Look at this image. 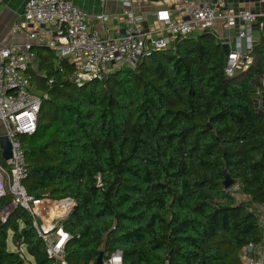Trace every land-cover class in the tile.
Returning a JSON list of instances; mask_svg holds the SVG:
<instances>
[{
	"label": "trees",
	"instance_id": "16d2710c",
	"mask_svg": "<svg viewBox=\"0 0 264 264\" xmlns=\"http://www.w3.org/2000/svg\"><path fill=\"white\" fill-rule=\"evenodd\" d=\"M36 51L31 83L49 98L36 133L21 139L23 185L37 200L75 201L59 222L72 235L66 260L95 264L120 250L125 264H242V248L261 242L264 29L254 63L232 77L209 32L82 86L69 60ZM226 174L243 200L225 190ZM10 202L0 199V264H54L29 212L2 220Z\"/></svg>",
	"mask_w": 264,
	"mask_h": 264
},
{
	"label": "built area",
	"instance_id": "2783aa9c",
	"mask_svg": "<svg viewBox=\"0 0 264 264\" xmlns=\"http://www.w3.org/2000/svg\"><path fill=\"white\" fill-rule=\"evenodd\" d=\"M118 1L124 8V28L116 36H103L90 27L88 13L72 0H26L21 19L12 27L13 35H24L26 41L0 46V139L7 138L11 145V158L4 160L0 143V199L11 197L2 220L18 207L29 212L54 264H70L65 250L72 235L59 222L67 218L75 201L37 200L23 185L29 168L21 139L36 133L43 101L49 98L31 83L36 47H47L58 58L69 60L74 66L72 80L82 86L113 70L136 69L141 59L169 49L179 37L209 32L222 47H229L225 73L232 77L251 66L256 31L264 29V0H177L170 8L150 14L138 11L134 0ZM257 94L263 108L264 78ZM52 204L62 205L54 211L55 217ZM259 209L261 242L242 248V264H264V207ZM103 264H125L123 252L107 255Z\"/></svg>",
	"mask_w": 264,
	"mask_h": 264
},
{
	"label": "crops",
	"instance_id": "0c3cea01",
	"mask_svg": "<svg viewBox=\"0 0 264 264\" xmlns=\"http://www.w3.org/2000/svg\"><path fill=\"white\" fill-rule=\"evenodd\" d=\"M26 0H0V46H9L26 41L24 35H13L12 27L21 19ZM89 15V25L103 36H116L124 28V8L118 0H72ZM177 0H134L136 9L143 13H153L161 8H170ZM105 15L103 21L99 16ZM22 247V246H21ZM20 247V249H21ZM29 261L33 259L27 257Z\"/></svg>",
	"mask_w": 264,
	"mask_h": 264
},
{
	"label": "water",
	"instance_id": "95a60500",
	"mask_svg": "<svg viewBox=\"0 0 264 264\" xmlns=\"http://www.w3.org/2000/svg\"><path fill=\"white\" fill-rule=\"evenodd\" d=\"M223 51H224L225 55H229L230 54V49L226 45L223 46ZM0 143H1V146L3 147V149H4L3 159L4 160L10 159L11 158V145H10L8 139L7 138H1L0 139ZM225 177H226L225 181H224L225 190H231L236 185V182L233 181L228 174H226ZM37 223L39 225H41L40 219L37 220ZM103 259H104V253H101V255L99 256V258H98V260L96 262V264H103Z\"/></svg>",
	"mask_w": 264,
	"mask_h": 264
},
{
	"label": "rangeland",
	"instance_id": "374dc122",
	"mask_svg": "<svg viewBox=\"0 0 264 264\" xmlns=\"http://www.w3.org/2000/svg\"><path fill=\"white\" fill-rule=\"evenodd\" d=\"M253 58V62H252V64L254 63V57H252ZM251 64V65H252ZM249 69V68H248ZM247 69V70H248ZM246 71V70H245ZM240 189H239V187L237 186V185H235L233 188H232V191H234V195L236 196V198H237V200L238 201H241V200H243L244 199V196L240 193V191H239ZM56 205L55 204H52L51 205V210H53L52 212H51V215H52V217H55V213H54V211L56 210ZM55 208V209H54ZM8 249H9V251H12V252H18L19 251V248L13 243V241H12V233H10V236H9V239H8ZM21 251H22V253H24L25 255L27 254V251H26V247L24 246V245H22V247H21V249H20ZM27 257H29L28 256V254H27Z\"/></svg>",
	"mask_w": 264,
	"mask_h": 264
},
{
	"label": "bare ground",
	"instance_id": "6f19581e",
	"mask_svg": "<svg viewBox=\"0 0 264 264\" xmlns=\"http://www.w3.org/2000/svg\"><path fill=\"white\" fill-rule=\"evenodd\" d=\"M58 207H59V209H60V208H62V205L60 204ZM58 207H55V208H56L55 211H57ZM55 208H54V209H55Z\"/></svg>",
	"mask_w": 264,
	"mask_h": 264
}]
</instances>
